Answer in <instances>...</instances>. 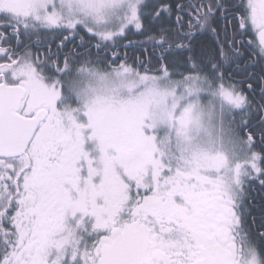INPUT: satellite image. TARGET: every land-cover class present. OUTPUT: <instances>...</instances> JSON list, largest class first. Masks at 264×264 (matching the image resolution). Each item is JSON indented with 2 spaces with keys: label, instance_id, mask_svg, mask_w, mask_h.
Segmentation results:
<instances>
[{
  "label": "snow or ice",
  "instance_id": "snow-or-ice-1",
  "mask_svg": "<svg viewBox=\"0 0 264 264\" xmlns=\"http://www.w3.org/2000/svg\"><path fill=\"white\" fill-rule=\"evenodd\" d=\"M261 229L264 0H0V264H264Z\"/></svg>",
  "mask_w": 264,
  "mask_h": 264
},
{
  "label": "flooded vegetation",
  "instance_id": "flooded-vegetation-1",
  "mask_svg": "<svg viewBox=\"0 0 264 264\" xmlns=\"http://www.w3.org/2000/svg\"><path fill=\"white\" fill-rule=\"evenodd\" d=\"M124 43H127V41H125ZM118 50H119L120 52L127 51V52H129L130 54L133 52V49H132V48H128V49L123 48V44H122V42H121L120 47H119ZM137 54H138V52H137ZM254 215H255V213H254ZM253 227H255V226H253ZM261 231H264V229H261Z\"/></svg>",
  "mask_w": 264,
  "mask_h": 264
},
{
  "label": "trees",
  "instance_id": "trees-1",
  "mask_svg": "<svg viewBox=\"0 0 264 264\" xmlns=\"http://www.w3.org/2000/svg\"><path fill=\"white\" fill-rule=\"evenodd\" d=\"M128 39L135 41V40L140 39V37H139V36H131V35H130V36L128 37ZM125 41H127V40H125ZM125 41H123L122 44H123ZM138 54H139V53H138ZM138 54H137V55H138Z\"/></svg>",
  "mask_w": 264,
  "mask_h": 264
}]
</instances>
